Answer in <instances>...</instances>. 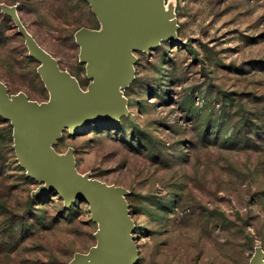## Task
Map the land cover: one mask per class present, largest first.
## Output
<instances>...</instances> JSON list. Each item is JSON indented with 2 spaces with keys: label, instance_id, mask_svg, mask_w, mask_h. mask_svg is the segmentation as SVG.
<instances>
[{
  "label": "rangeland",
  "instance_id": "1",
  "mask_svg": "<svg viewBox=\"0 0 264 264\" xmlns=\"http://www.w3.org/2000/svg\"><path fill=\"white\" fill-rule=\"evenodd\" d=\"M162 3L177 42L135 50L117 118L79 134L64 128L51 148L72 157L78 176L123 192L138 264L264 262V0ZM86 33H106L89 0H0L8 95L52 98L29 41L87 92ZM95 123L116 127L99 134ZM15 133L0 114V264L94 263L99 222L86 203L67 205L28 174Z\"/></svg>",
  "mask_w": 264,
  "mask_h": 264
},
{
  "label": "water",
  "instance_id": "2",
  "mask_svg": "<svg viewBox=\"0 0 264 264\" xmlns=\"http://www.w3.org/2000/svg\"><path fill=\"white\" fill-rule=\"evenodd\" d=\"M89 1L105 22L106 33L99 38L86 33L79 38L93 77L88 91L80 93L74 82L59 72L54 59L29 41L33 55L45 65L52 98L41 105L22 95L12 98L0 83V114L16 126L15 152L28 174L45 182L44 189L57 193L67 205L86 203L93 220L99 222L94 263L78 258L76 264H138L123 192L78 176L72 157L59 156L51 142L64 128L79 134L92 122L116 119L115 108L124 102L119 85L131 77L133 52L156 47L153 45L160 38L175 43L177 37L167 23L169 15L161 0ZM252 264H264L262 256L257 254Z\"/></svg>",
  "mask_w": 264,
  "mask_h": 264
},
{
  "label": "trees",
  "instance_id": "3",
  "mask_svg": "<svg viewBox=\"0 0 264 264\" xmlns=\"http://www.w3.org/2000/svg\"><path fill=\"white\" fill-rule=\"evenodd\" d=\"M115 127L114 125H109V127H105L103 124H100V123H95L93 125V128H94V132H97L99 134H102V133H105V132H111L112 130H115ZM48 201H44V202H41V204H46ZM76 212H79L80 211V207H78L77 205L71 207L70 209H67L65 210V213H64V216L67 217V216H72L74 213Z\"/></svg>",
  "mask_w": 264,
  "mask_h": 264
},
{
  "label": "bare ground",
  "instance_id": "4",
  "mask_svg": "<svg viewBox=\"0 0 264 264\" xmlns=\"http://www.w3.org/2000/svg\"><path fill=\"white\" fill-rule=\"evenodd\" d=\"M162 4H163V3H162V0H161V5H162ZM167 23H168V25L171 26V31H172L174 34H176L175 22L173 21V18L169 17ZM163 41H166V39H165V38H160V39L156 42V44L153 45V47L159 45V44H160L161 42H163ZM133 77H134V67L132 66V73H131V77H130V79H129L128 81H126L125 83L119 85L120 92H121V89H122L123 87H126V86L129 84V82L131 81V79H132ZM120 96H121V94H120ZM115 111L117 112V108H115ZM117 113H118V112H117Z\"/></svg>",
  "mask_w": 264,
  "mask_h": 264
}]
</instances>
